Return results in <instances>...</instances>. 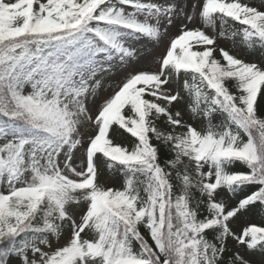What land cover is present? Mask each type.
I'll return each instance as SVG.
<instances>
[{"label":"snow or ice","instance_id":"6c2138e0","mask_svg":"<svg viewBox=\"0 0 264 264\" xmlns=\"http://www.w3.org/2000/svg\"><path fill=\"white\" fill-rule=\"evenodd\" d=\"M0 264H264V0H0Z\"/></svg>","mask_w":264,"mask_h":264}]
</instances>
